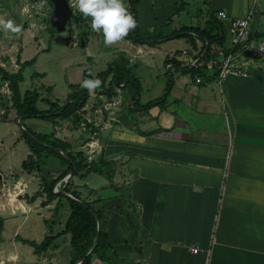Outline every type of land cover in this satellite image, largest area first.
<instances>
[{
	"label": "crops",
	"instance_id": "0c3cea01",
	"mask_svg": "<svg viewBox=\"0 0 264 264\" xmlns=\"http://www.w3.org/2000/svg\"><path fill=\"white\" fill-rule=\"evenodd\" d=\"M165 3L172 5V11L165 8ZM252 3V0L195 3L140 0L136 26L150 29L160 21H173L185 15L189 22L175 29L202 27L210 14L224 11L229 17L224 21L228 47L229 22L245 17ZM258 7L250 22L247 44L264 37V0L258 1ZM178 41L183 42L180 48L162 50L157 48L169 41L151 47L121 39L119 49L115 50L125 53L133 65L141 59L150 60L156 53L163 54L164 59L177 53L189 61L192 58L188 52L187 57L181 56L182 51L188 50L185 42ZM227 81L221 88L218 86L220 92L223 93L225 86L234 95H220L221 109L213 101V95H170L167 100L172 107L170 118L161 117L159 127L155 125L158 117L151 114L158 108L134 114L125 110L122 113L126 115L122 114L120 122L98 132L96 139L88 136L85 141L80 136L83 149L72 137L77 136L75 130L73 134L68 132L69 139L62 138L72 151H82L85 157L91 145L93 161L103 153L110 163L112 176L105 179L107 182L94 181L90 186L88 175L84 179L73 178V185L88 202L101 198L94 207L102 212L101 227L113 240L123 261L129 264H264V62L255 65L248 79ZM191 83L194 84L193 80ZM235 89L238 91L233 92ZM59 123L54 125L55 130H59ZM108 135L111 137L106 139ZM117 179L119 184L115 182ZM114 187H121L130 195L127 204L139 213L138 223L119 210L123 200ZM1 201L3 227L5 218L23 215V220L11 236L10 247L4 246L5 239L1 237L0 264H69V235L57 238L40 255H34L29 246L15 240L20 237L40 243L45 236L60 233L69 214L66 203L53 218L55 203L42 207L43 198H37L32 204L24 201L17 205L20 210H15L16 198L10 199L9 205L6 200ZM31 213L39 220L29 221ZM18 230L24 234L16 235ZM192 247L199 252L194 254ZM92 264L101 263L93 260Z\"/></svg>",
	"mask_w": 264,
	"mask_h": 264
},
{
	"label": "trees",
	"instance_id": "16d2710c",
	"mask_svg": "<svg viewBox=\"0 0 264 264\" xmlns=\"http://www.w3.org/2000/svg\"><path fill=\"white\" fill-rule=\"evenodd\" d=\"M46 1L52 5L48 0ZM139 1L124 0L128 11L135 20H137ZM216 15L210 14L202 27H182L166 33L161 25L150 29H140L136 26L129 31L126 37L122 38L133 45H149L151 47L171 40L185 42L187 52L192 60L196 61V65L191 66L177 53L166 56L163 65L169 80H167L164 92L159 99L144 105L140 103L142 85L136 74L137 67L131 64L123 54L108 63L106 69L96 76H92L88 70H85L82 81L86 78H98L101 85L97 89H100L108 99L117 95V89L122 91L130 89L133 92L132 102L128 107L130 113L148 112L153 108L164 109L174 85L172 71L174 73H189L194 83L195 77L200 78L201 82L195 84L202 87L217 82L218 78V69L216 67L208 69L207 65L211 62H218L222 55L226 56L234 52L226 46L227 28L224 21L219 20ZM49 26L50 31L55 32L50 22ZM35 62L36 58L21 62L20 57H17V71L8 72L0 66V80L7 86L10 93L11 109L15 112L16 120L20 126L18 140L25 144L29 152L21 163V170L28 175L37 173L41 176L40 190L30 197L28 202L33 203L37 198H43L42 207L55 203L52 210L53 218L59 214L66 203L69 214L62 231L58 234L45 236L40 243L23 240L20 237H16L15 240L29 246L34 255H40L47 252L57 238L69 235V264H92L93 260H97L101 264H129L119 257L113 240L101 227L102 212L94 207V204L101 202V198L97 197L94 201L88 202L81 197V193L76 191L73 185V178L84 179L90 174L111 179L110 163L105 160L103 153H100L97 161L88 162L82 151H72L71 146L56 137L53 132H34L25 126L27 120H41L53 125L58 122H66L77 128L84 124L89 133L94 132V124H88L81 113L90 99V92L79 84L67 94L64 102L48 97L52 91L51 87L30 88L22 93L20 85L24 82V71L27 67H32ZM33 75L44 77L42 74ZM39 103L46 106V109H39ZM2 115V118L5 119L6 114ZM52 163L55 164V173L47 171L53 167ZM43 170L47 172H43ZM69 174L71 175L65 182L64 179ZM60 182L62 188L55 193L54 188ZM114 190L123 200L119 210L124 212L133 223H138L139 213L127 204L130 195L121 187H114ZM90 192L95 194L94 191ZM2 228L3 221L0 218V233Z\"/></svg>",
	"mask_w": 264,
	"mask_h": 264
},
{
	"label": "rangeland",
	"instance_id": "374dc122",
	"mask_svg": "<svg viewBox=\"0 0 264 264\" xmlns=\"http://www.w3.org/2000/svg\"><path fill=\"white\" fill-rule=\"evenodd\" d=\"M68 2L73 14L67 23L66 29L63 32H57L56 30L52 32L49 29V20L53 6L46 0H0V66L8 72H15L18 69L16 65L17 57H20L21 62L36 58L35 64L32 67H27L24 71V82L20 85L22 93L30 88L51 87L52 91L48 97L64 102L67 94L74 87L81 84L85 70H88L92 76H96L106 69L108 63L121 55L122 52L117 53L115 50L116 48L119 49L120 41L106 45L102 34L91 29V18L84 17L78 10L76 0H68ZM187 2L195 3L196 1L187 0ZM164 6H166L165 8L169 7L170 11H172V5L165 3ZM8 21L12 22L13 28H18L19 30L12 31L5 28L3 25ZM186 22H189V19L185 15H179L178 19L160 21L158 25H161L163 31L168 33L172 30H177L175 29L176 26L186 25ZM81 42L84 43V46L81 45ZM182 43L178 40H171L167 45L157 49L180 48ZM152 57L148 61L141 59L135 63L137 67L136 74L142 85V92L139 98L141 103L159 99L164 92L167 80H169L166 68L163 65L164 55L156 53ZM33 74H42L44 77L40 78ZM172 74L174 85L171 95H213V101L217 103L219 109H221L219 104L220 95H234L232 90L229 89L228 92L225 86L223 87V93H221L215 82L202 87L195 85V83L192 84V77L189 73H174L172 71ZM237 85L235 83L234 87ZM237 91L238 89H235L233 92ZM90 95L83 116L91 120L97 119L101 121V118L107 120L108 114L105 113L104 108L101 106H103L104 102L110 101L114 97L108 99L102 94L100 89H95L90 92ZM100 95H102V98H99ZM117 95H121V103L119 106L120 112L115 117L120 122L123 111L128 110L129 104L132 102L131 96L133 92L130 89L119 90ZM9 98L10 93L6 84L0 80V173L2 175L0 201L1 199V202L6 200L7 205H9L10 199L16 198L15 210H20L17 205L22 204L24 201L32 204L28 202V199L40 190L41 176L37 173L28 175L21 170V163L26 159L29 152L25 144L18 140L20 126L16 120L15 112L11 109ZM38 108L45 110L46 106L39 103ZM171 108V102H167L164 109L160 110L158 108V110L154 109L151 112V114L154 113L158 117L155 121L156 126L159 127V119L161 117L170 118L169 110ZM99 109L103 110L101 118L95 114ZM3 113L6 114L5 119L2 118ZM125 115L123 114V117ZM119 122H112V124ZM25 126L34 132L40 133L53 130L58 138H63L64 140L70 138L68 132L73 134L75 130L77 136L72 137L76 139L74 141L77 144L81 145L80 149L84 148V143L80 136L87 141L88 136L91 137L93 133L100 132L96 126H94V132L89 133L85 127L77 129L66 122H60L58 124L59 130H55L53 124L41 120H27L25 121ZM105 133L109 132L105 131ZM109 137L111 135H108L106 139ZM101 139H103L102 135ZM54 163H52L53 169H48V172L54 171L52 173H55ZM47 171L43 170V172ZM89 178L90 186L93 185L94 181L103 183V181L107 182L105 179H108L96 174H90ZM115 182L119 184L118 179ZM112 183L114 182L112 181ZM28 216L31 218L29 221L39 220L33 213ZM22 220L23 215L5 218L4 234L1 235L2 231L0 233V240L2 238L5 239V247L12 245L11 236ZM22 234L24 233L21 230L16 233L19 236H22Z\"/></svg>",
	"mask_w": 264,
	"mask_h": 264
},
{
	"label": "built area",
	"instance_id": "2783aa9c",
	"mask_svg": "<svg viewBox=\"0 0 264 264\" xmlns=\"http://www.w3.org/2000/svg\"><path fill=\"white\" fill-rule=\"evenodd\" d=\"M190 1H199V0H190ZM252 1L253 3L251 5V8L245 17L241 19L231 20L229 22L230 36H229L228 48L234 50V52L226 56L222 55L218 62H211L207 65L208 69H212L213 67H216L218 69L217 85L220 88L228 79L231 78L240 79V80L248 79L253 69L255 68V65L258 62H264V37L262 39L252 42L251 44H247V39L250 34V22L259 9L258 7L259 0H252ZM216 16L221 21L229 20L228 15L224 11H219ZM181 56L187 57V51H182ZM187 62L191 66L196 65V61L192 59H189V61ZM200 82H201L200 78L195 77V83L198 84ZM117 92H119L118 89ZM101 96L102 95H100L99 98H102ZM120 103H121V95H116L110 101L104 102L102 104L103 106L101 107H103L105 113L108 114L107 120H103L101 118V112H103V110L101 109L97 110L95 113L101 118V121H98L97 119L91 120L88 117H84L83 112L85 107L82 109L81 113L87 123L94 124V126H96L99 131H103L108 129L112 122H119V119H117L115 116L117 113L120 112L119 110ZM81 127L84 128L85 125L82 124ZM96 138H97V133H93V135L91 136V140H94ZM88 148H89L88 151L89 153L88 156H86V159L88 162H92L93 160L91 156L93 154V149L91 145H88ZM64 181L66 182V179H64ZM61 188L62 185L60 182L54 188V192L55 193L59 192ZM191 251L194 254H197L199 252V250L195 247H192Z\"/></svg>",
	"mask_w": 264,
	"mask_h": 264
},
{
	"label": "clouds",
	"instance_id": "9594fccd",
	"mask_svg": "<svg viewBox=\"0 0 264 264\" xmlns=\"http://www.w3.org/2000/svg\"><path fill=\"white\" fill-rule=\"evenodd\" d=\"M76 7L84 17L91 18L90 27L93 31L102 34L104 43L112 44L126 37L130 30L136 27V20L128 11L124 0H76ZM12 31V22L3 25ZM101 81L86 78L81 82V87L89 92L99 88Z\"/></svg>",
	"mask_w": 264,
	"mask_h": 264
},
{
	"label": "water",
	"instance_id": "95a60500",
	"mask_svg": "<svg viewBox=\"0 0 264 264\" xmlns=\"http://www.w3.org/2000/svg\"><path fill=\"white\" fill-rule=\"evenodd\" d=\"M52 6V14L50 17V25L53 27L57 32H63L66 29L67 23L69 22L73 10L68 2V0H48ZM81 45L84 46V43L81 42ZM69 174L65 179L70 177ZM2 181V175L0 173V183ZM79 264V263H78Z\"/></svg>",
	"mask_w": 264,
	"mask_h": 264
}]
</instances>
